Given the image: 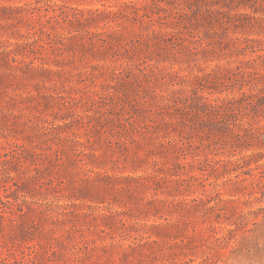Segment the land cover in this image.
I'll return each mask as SVG.
<instances>
[{"label":"rangeland","instance_id":"rangeland-1","mask_svg":"<svg viewBox=\"0 0 264 264\" xmlns=\"http://www.w3.org/2000/svg\"><path fill=\"white\" fill-rule=\"evenodd\" d=\"M165 6L0 0V264H264V136L233 147L172 102L250 54L207 46L206 25L174 50L192 28ZM229 32L264 49V29ZM250 72L200 95H264Z\"/></svg>","mask_w":264,"mask_h":264},{"label":"trees","instance_id":"trees-1","mask_svg":"<svg viewBox=\"0 0 264 264\" xmlns=\"http://www.w3.org/2000/svg\"><path fill=\"white\" fill-rule=\"evenodd\" d=\"M157 1L166 5L162 7L166 15H168L169 12L172 13L175 9L181 13L178 18L175 17V27L180 29L181 25L184 27L186 23H188L190 28H192V31L190 30L188 32L189 36H182L178 39L175 38V41L173 38L169 39L174 50L179 51L181 49L185 51L187 48L189 50L190 47H195V49L201 47L204 39L195 34L194 30L196 31L199 25H206L211 28L214 26L218 27L217 31H209L208 38L211 39L212 43L208 42L207 46L214 44L220 51H231L236 53L238 57L241 55L246 57L245 55L250 54V57L248 56L238 61V65L230 70L231 74L226 71L224 72L226 69L222 72L221 67L217 66L205 74L204 80L207 84H200V87L195 89L193 87V89L187 91V94L178 97H175L176 93L173 92L174 100H172V102L177 104L182 111L193 114L194 117L200 115L204 116L205 120L199 123L200 132L204 135H217L216 137L218 138L229 139L233 147L243 146L249 141L258 140L260 137L264 136V127L258 126L256 121L259 117H264L263 94L249 95L242 93L241 96L226 97L223 99H210L204 94L200 95L201 91L209 88L213 83L220 87L230 85L235 87L238 84L249 83V77L251 76L250 68L252 67L255 71L262 70L263 72L261 75L264 78V55H259L258 53L264 49L256 45V43H259L258 39L234 38L229 32L231 27L236 31L241 30L243 32H258V30L264 29V0H156V2ZM241 9H250L252 13H241ZM138 11H140V9ZM259 14L261 16L257 17ZM109 15H111V17L116 15L123 16V13L121 11H110ZM144 16L150 18L147 14L141 15L139 12L135 13V19L137 21L143 19ZM161 18L160 16V19ZM183 19L187 22H184ZM218 38H223L225 42L221 43ZM216 39L218 40L216 41ZM214 41L215 43H213ZM236 41H238V43ZM102 42L105 43V39H102ZM163 43H166V41H163ZM205 49H203V53H209V51ZM212 92L213 91H210V93ZM216 92L222 93V91ZM168 101L169 99H167V103ZM205 122H208V130L206 129ZM186 132L187 131H185V133ZM189 133L192 134L193 131H189ZM180 142L183 146H179V148L184 154V146H186V144H184L183 140H180ZM214 162L215 160L207 159L198 160L196 163L200 166L201 171L206 172L209 169L212 171L215 170L213 165ZM221 163L222 162L219 163V161H216V164L220 165ZM211 175L210 173L208 174L209 177Z\"/></svg>","mask_w":264,"mask_h":264}]
</instances>
